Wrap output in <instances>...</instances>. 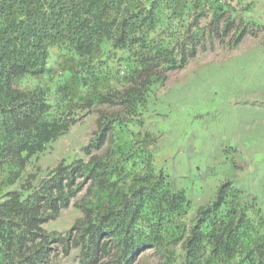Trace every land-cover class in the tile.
Listing matches in <instances>:
<instances>
[{"label": "trees", "instance_id": "trees-1", "mask_svg": "<svg viewBox=\"0 0 264 264\" xmlns=\"http://www.w3.org/2000/svg\"><path fill=\"white\" fill-rule=\"evenodd\" d=\"M233 13L230 0H0V264H52L74 248L79 264H136L149 250L161 264H264L255 198L224 181L189 216L145 129L158 89L208 50V38L234 32L236 46L264 27ZM55 49L74 63L63 75L50 64ZM94 105L110 109L98 111L87 158L60 161L38 183L24 178L34 156L90 112L77 110ZM118 131L131 139L101 154ZM84 189L73 226L47 230Z\"/></svg>", "mask_w": 264, "mask_h": 264}, {"label": "rangeland", "instance_id": "rangeland-1", "mask_svg": "<svg viewBox=\"0 0 264 264\" xmlns=\"http://www.w3.org/2000/svg\"><path fill=\"white\" fill-rule=\"evenodd\" d=\"M230 3L237 22L244 18L264 25V0ZM208 21L209 18L201 19L202 25ZM233 37L234 32L225 40L208 38V50H201L185 69L169 74L145 115V129L155 141L156 167L169 175L175 188L185 191L191 202L189 216L210 203L224 181H231L247 197L255 198L257 206L264 210V27L248 28L236 46L232 44ZM57 63L61 68L56 76L63 75V68L73 62L65 50L55 49L50 64ZM106 107L110 109L98 105L90 110L78 109L79 115L90 112L38 157L34 156V164L27 168L24 178L34 175L32 182L38 183L60 161L87 158L83 148L97 129L99 109ZM131 128L137 133L140 130L138 125ZM131 135L118 131L99 152L107 151L117 137L131 139ZM85 193L86 189L45 228L68 231L82 216L75 202L81 201ZM52 264H79V249L59 254ZM136 264H161V260L154 250H149Z\"/></svg>", "mask_w": 264, "mask_h": 264}]
</instances>
